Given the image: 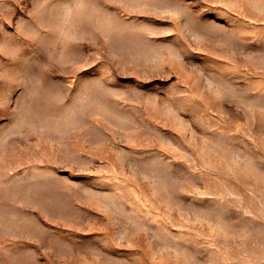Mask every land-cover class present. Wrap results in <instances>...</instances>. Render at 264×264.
Returning a JSON list of instances; mask_svg holds the SVG:
<instances>
[{"label": "rangeland", "instance_id": "374dc122", "mask_svg": "<svg viewBox=\"0 0 264 264\" xmlns=\"http://www.w3.org/2000/svg\"><path fill=\"white\" fill-rule=\"evenodd\" d=\"M248 1L0 0V264H264Z\"/></svg>", "mask_w": 264, "mask_h": 264}, {"label": "bare ground", "instance_id": "6f19581e", "mask_svg": "<svg viewBox=\"0 0 264 264\" xmlns=\"http://www.w3.org/2000/svg\"><path fill=\"white\" fill-rule=\"evenodd\" d=\"M242 4L248 5L250 2L248 0H241ZM260 14V12H259ZM259 14L257 13V16H259Z\"/></svg>", "mask_w": 264, "mask_h": 264}]
</instances>
